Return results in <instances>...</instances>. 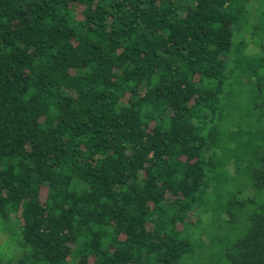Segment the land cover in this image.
<instances>
[{"label":"trees","instance_id":"16d2710c","mask_svg":"<svg viewBox=\"0 0 264 264\" xmlns=\"http://www.w3.org/2000/svg\"><path fill=\"white\" fill-rule=\"evenodd\" d=\"M0 234V264H264V0H0Z\"/></svg>","mask_w":264,"mask_h":264},{"label":"rangeland","instance_id":"374dc122","mask_svg":"<svg viewBox=\"0 0 264 264\" xmlns=\"http://www.w3.org/2000/svg\"><path fill=\"white\" fill-rule=\"evenodd\" d=\"M250 48L253 49V52L257 51L256 48L251 46ZM6 235L0 234V254H3L5 257L12 256L14 253V243L10 239H6ZM5 240V241H4ZM4 241V242H3ZM2 243V244H1ZM16 251H18V246H16Z\"/></svg>","mask_w":264,"mask_h":264}]
</instances>
